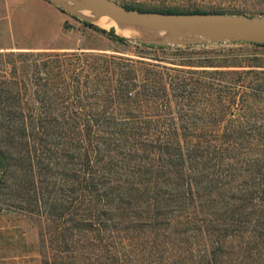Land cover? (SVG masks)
<instances>
[{
  "label": "trees",
  "instance_id": "1",
  "mask_svg": "<svg viewBox=\"0 0 264 264\" xmlns=\"http://www.w3.org/2000/svg\"><path fill=\"white\" fill-rule=\"evenodd\" d=\"M81 23L125 49L0 77V212L33 221L42 264H264V67Z\"/></svg>",
  "mask_w": 264,
  "mask_h": 264
},
{
  "label": "rangeland",
  "instance_id": "2",
  "mask_svg": "<svg viewBox=\"0 0 264 264\" xmlns=\"http://www.w3.org/2000/svg\"><path fill=\"white\" fill-rule=\"evenodd\" d=\"M108 1H114L124 7H126L125 4H127L131 6H137L139 8L146 10H155V9L158 10L173 9L178 11L198 10L212 14H221V15L250 18V19L264 21V0H108ZM56 8L67 17L65 23H67L69 28H67L66 30L63 29L64 36L62 38L61 45L71 47L72 50L70 51L113 53V51L123 52V50L125 49L123 45L110 41L107 36L101 35L83 26L81 23L82 21H86L107 32L113 31L115 35H121L122 37H125L124 39L127 38V40L130 43H135V41L131 38L146 40V39H163V38H167V36H170L173 38V43H171L172 47H184L182 46L183 43L189 39V35L192 33L191 30L185 28H178L171 32H166L163 30L153 29L144 26L140 23L131 22V21H127V22L117 21L116 25L108 22L109 26L113 30L109 28L105 29L100 26H97L90 20L88 21L87 19H83V17L79 16L78 14L73 15L66 11L61 10L58 7ZM255 45H259V44H255ZM193 46L201 47V48L204 47L205 49H212V50L224 49L225 51L229 49H234L237 51L235 52L237 56L243 55L244 57L249 59L251 63H257L264 67V49L257 48L253 46V44L205 43V44H197ZM238 51H240L241 53H239ZM37 52L34 51L33 53H37ZM54 52H60V51H54ZM25 53L27 52L15 51L9 53H1L0 77L3 75L8 76L13 71V69L19 70V67H21L22 62L32 61L34 59L28 56L29 54H25ZM253 57H256V60H254ZM248 69L249 67H245L238 70L245 71ZM263 69L255 68V71H261ZM20 74L21 73L19 72L18 75ZM233 109L235 110L238 109V103H236V105L233 106ZM259 123L262 122H258V124Z\"/></svg>",
  "mask_w": 264,
  "mask_h": 264
},
{
  "label": "crops",
  "instance_id": "3",
  "mask_svg": "<svg viewBox=\"0 0 264 264\" xmlns=\"http://www.w3.org/2000/svg\"><path fill=\"white\" fill-rule=\"evenodd\" d=\"M66 20L46 0H0V54L72 50L61 45ZM0 264H42L38 233L27 215L0 212Z\"/></svg>",
  "mask_w": 264,
  "mask_h": 264
},
{
  "label": "water",
  "instance_id": "4",
  "mask_svg": "<svg viewBox=\"0 0 264 264\" xmlns=\"http://www.w3.org/2000/svg\"><path fill=\"white\" fill-rule=\"evenodd\" d=\"M70 14L86 10L119 22H137L144 26L171 32L178 28L191 30L182 46L205 43H246L264 45V21L212 13H160L138 11L108 0H47ZM70 4V5H68ZM84 19V18H83ZM89 21V20H88ZM125 38V37H122ZM127 39V38H126ZM153 45L171 46L173 38L135 39Z\"/></svg>",
  "mask_w": 264,
  "mask_h": 264
},
{
  "label": "bare ground",
  "instance_id": "5",
  "mask_svg": "<svg viewBox=\"0 0 264 264\" xmlns=\"http://www.w3.org/2000/svg\"><path fill=\"white\" fill-rule=\"evenodd\" d=\"M76 14H78L79 16L83 17L84 19H87V20H90L92 21L94 24H96L97 26H100L102 28H109V29H112L110 26H109V23L110 22L111 24H114L116 25L117 21L113 20V19H110L108 17H105V16H97L95 15L94 13H90L88 11H83V10H79L76 12ZM138 25V24H137ZM136 26V25H135ZM132 27V26H131ZM113 30V29H112ZM152 30V29H151ZM117 31V30H116ZM116 33V32H115ZM121 36V35H119Z\"/></svg>",
  "mask_w": 264,
  "mask_h": 264
}]
</instances>
